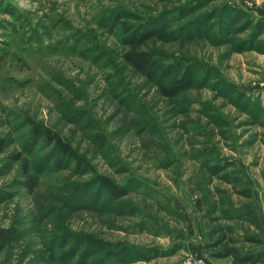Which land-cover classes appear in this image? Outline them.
<instances>
[{"label":"rangeland","instance_id":"obj_1","mask_svg":"<svg viewBox=\"0 0 264 264\" xmlns=\"http://www.w3.org/2000/svg\"><path fill=\"white\" fill-rule=\"evenodd\" d=\"M121 23L160 27L139 49L192 86L128 66ZM0 138V264H230L213 223L263 250L264 0H0Z\"/></svg>","mask_w":264,"mask_h":264},{"label":"trees","instance_id":"obj_2","mask_svg":"<svg viewBox=\"0 0 264 264\" xmlns=\"http://www.w3.org/2000/svg\"><path fill=\"white\" fill-rule=\"evenodd\" d=\"M120 25L122 26L123 33L127 35L123 40L127 49L124 51L122 58L133 70L141 73L149 81L157 83L162 95L172 97L192 86L193 72L190 66H187L181 76L173 80L169 85H163L162 80H160V73L162 70L160 65L147 51L139 49V47L148 39L154 37L163 39L164 33L160 27H151L145 30L129 33L127 27L123 26L122 23ZM32 132L37 136H41L47 141L54 143L59 151L63 155L71 158L77 166L84 164L88 166V162L85 160L84 156L81 153H78L65 138L61 137L55 131L45 126L33 125ZM4 147L5 140L0 138V152ZM95 179L98 185L106 191L108 196L117 199L127 193L123 187L114 183L104 175H96ZM210 219L212 221L216 220L214 216H210ZM213 226L214 227L211 228V242L208 243L211 257L218 259L230 258V264H264V249L239 251V249L231 243V240L227 238L221 226H218L215 223H213ZM10 236L11 234L3 233V231L0 230V248L7 243ZM248 240L260 243L259 240L252 237H249ZM111 254L115 259L126 260V257L129 256V251L127 248L122 247L118 250H113Z\"/></svg>","mask_w":264,"mask_h":264},{"label":"built area","instance_id":"obj_3","mask_svg":"<svg viewBox=\"0 0 264 264\" xmlns=\"http://www.w3.org/2000/svg\"><path fill=\"white\" fill-rule=\"evenodd\" d=\"M263 245H264V237H263ZM195 264V263H194ZM197 264H206L204 261L199 260Z\"/></svg>","mask_w":264,"mask_h":264}]
</instances>
